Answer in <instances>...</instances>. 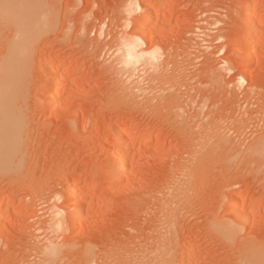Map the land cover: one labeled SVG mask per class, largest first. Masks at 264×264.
Listing matches in <instances>:
<instances>
[{
  "label": "rangeland",
  "instance_id": "rangeland-1",
  "mask_svg": "<svg viewBox=\"0 0 264 264\" xmlns=\"http://www.w3.org/2000/svg\"><path fill=\"white\" fill-rule=\"evenodd\" d=\"M25 1L40 34L15 99L25 123L19 167L0 171V261L4 243L35 247L44 238L88 242L89 264H151L148 249L161 240L160 264H264V41L245 62L236 51L250 3L264 33V0ZM148 3L158 38L151 59L171 61L151 82L115 57L124 39L141 37ZM5 25L0 53L12 34ZM120 132L130 134L127 163L114 183L108 157ZM67 186L76 193L69 202ZM78 201L85 222L76 217L71 229ZM55 217L65 229L50 227ZM32 247L25 261L36 264L42 252ZM69 252L50 263H88Z\"/></svg>",
  "mask_w": 264,
  "mask_h": 264
},
{
  "label": "bare ground",
  "instance_id": "bare-ground-1",
  "mask_svg": "<svg viewBox=\"0 0 264 264\" xmlns=\"http://www.w3.org/2000/svg\"><path fill=\"white\" fill-rule=\"evenodd\" d=\"M24 3L27 4L28 1H25V0H0V25L6 24L7 25V26L5 25L6 28L9 27L12 30V32H11L12 34H11L8 42L6 41L7 42V44H6L7 46H5L6 49L2 53H0V171L3 169H6V170L10 169L11 165H13V167H16L20 163V156L21 155H20L19 148L22 144L23 137H24L25 123H24V117H23L24 115L22 114L21 110L19 109V106L18 105L16 106L15 99L17 96L16 95L17 91L22 86L23 80L25 78V73H26L27 68H28L27 49L30 46V44L34 41V39H36L38 37V35L40 34L37 32V27H36V23H35L34 18H33L34 15H33L32 11L30 9H28L29 7H27V8L24 7L25 6ZM21 5H23V6H21ZM152 5L153 4L148 3V4L143 5V7L141 6L142 7L141 10L144 13L143 23H142V27L140 29V33L142 34L141 37H139L140 36L139 35L138 38H136L137 36L134 38L135 35L134 36L132 35L134 39L133 38H127L124 40L122 39L123 41L120 40L122 42L120 43L118 48L116 47L117 48L116 49L117 50V52H116L117 56H115L117 59V65L119 67L121 66V68L124 70L125 73H127L129 76H133V75H135V72L137 70H142V71L144 70L145 73L149 76V82L158 79L159 75L162 73V71L164 69H166L171 63L169 56H167L166 61L162 65L157 64V62H154L155 59L154 60L151 59V58H155V55H157V54H155L156 51L154 50V48H155V45H156L157 40H158L157 34L155 33L154 30H151L150 32L148 31L149 25H150L151 21L153 20ZM255 5L256 4L254 2L250 3L246 9L247 10L246 13L242 16V18L239 21V25L241 26V33L239 34V37H238V40L236 43V51L238 52V56L242 62H245L247 60V58H249V56L252 57V55H251L252 53H249V51H251V49L252 50L255 49L258 42L264 41V33L258 34V32H257L258 28L261 27L262 21H261V18L257 17V15H255V13H254ZM27 6H28V4H27ZM20 7H24V9L20 10L21 9ZM248 20H251V21L253 20V22L255 21L253 23V26H251L252 23H250L251 25L248 24ZM256 22L258 23L257 27L255 26ZM5 26H4V28H5ZM4 28H2V29H4ZM262 30H263V28H262ZM140 33H138V34H140ZM2 35H4V34H2ZM126 36H124V37L126 38ZM116 59H115V61H116ZM150 59H151V61H150ZM153 83H155V82H153ZM48 86H50V85H48ZM48 86H46V87L48 88ZM54 87H55L54 90L57 93V91L59 89L58 87H60V86H58V84H57ZM55 92H54V94H55ZM47 93L48 92L46 91V94ZM49 96L46 95L45 98H43L44 99L43 104H42L43 107H47V106L51 105L52 100H51V98H49ZM127 136H130L129 132L128 133L127 132H125V133L120 132V133L116 134L115 138L112 140L116 146L113 157L109 158L108 157L109 155L107 156L108 157V165H109L108 169H110V174L112 176V181L114 183L119 182V180L122 178V176H123L122 174L126 168L127 159H126V156L124 154V151H126L125 145H128V144H125L124 142H125V139ZM262 138H264V137L262 136ZM259 141H260V139H259ZM260 142L262 144L264 142V140L262 141V139H261ZM260 142H259V144L257 142V144L259 145V148H260ZM114 143H112V144H114ZM226 143H227L226 138H221V139L219 138L217 140L215 146L223 148L226 150V147H225ZM252 146H253V144H252ZM111 147H113V146H111ZM254 147H255V145L253 146V148ZM253 148H251V151L253 150ZM127 149H128V147H127ZM257 149L258 148H256V150ZM18 152H19V154H18L19 157L17 156ZM14 157H16V158H14ZM106 161H107V159H106ZM104 166H106V165H104ZM18 167H16V168H18ZM73 177H72V179H73ZM89 184H91V181L89 182ZM89 184L87 183L88 186H89ZM90 187H91V185H90ZM67 188H68V186H67ZM72 190H70V189L66 190L65 202H67V200L69 198L72 199L71 197L76 196V193H74V191L72 192ZM0 194H2V193H0ZM11 201H9V202H11ZM68 202H69V200H68ZM78 202L79 203H75L74 205H72L70 207V208H72L71 209L72 211L70 213H68L67 214L68 216L66 217L71 224V229L76 227L75 226L76 224L73 223V220H75L76 217L77 218L79 217L78 220L80 222H83V221L85 222V218L83 215L84 209L82 210V207L84 208V205L83 206H82V204L80 205V203L84 202V201H81V202L78 201ZM253 203H255V202H253ZM77 204L80 206H78ZM0 206L2 207V204H0ZM75 215H77V216H75ZM64 222H65V220L63 218H56L55 217L53 219L50 227H52V229H54L55 231H57V230L60 231L62 228L65 227ZM69 222H68V224H69ZM1 224L2 223L0 221V226H1ZM70 224H69V226H70ZM2 226H3V224H2ZM2 226L0 227V229L2 228ZM223 228H225V227H223ZM1 230H3V228ZM167 233H169V232H167ZM167 236H169V234ZM13 238H15V237H13ZM39 238H40V236H39ZM47 238H49V236ZM51 238L52 237H50V240H51ZM30 240H32V239H30ZM39 240L37 241V239H36V241L38 243H39ZM12 241L13 240L9 241L10 243H4V248L6 249V251L8 250V255H7V258L5 260L1 258L2 261H0V264H16L20 261V259L21 260L23 259L22 261H25V259L27 260V257L29 256V252H30V250H32L31 249L32 243L29 242V243H31V247H30L29 243H28L29 245L25 244V243H20L19 241L17 242V240L14 239L13 242L16 241L19 245L23 246V250L21 251L22 255H20L19 254L20 251L17 250L18 247L15 249L14 248L15 243L12 244L13 243ZM42 241H44V238L40 240L41 243H42ZM46 241L48 242V240L45 239V242ZM53 241H54V239H53ZM37 242H36V244H37ZM44 243H42V244H44ZM10 244H12V245L10 246ZM33 244L35 245V247H32L33 249H35L41 245V244L40 245L37 244L38 246L36 247V244L35 243H33ZM254 244H256V243L254 242ZM248 245H251V244H248ZM42 246L43 245L40 246L42 256H40L41 259L39 258V260H40L39 262H37L38 259H35V262H37L36 264H49L54 259L55 260L60 259L61 253L62 254L63 253L68 254L69 248H71L73 250V251L69 252V254H71L73 256V258L75 257L76 258L75 260H80L83 263L85 261H87L88 262L87 264H89L90 261H88V260H90L91 256L93 255V253L91 251L93 249L92 248L93 246L91 247L88 242H84V241L78 247H75V244L73 245L72 243H69L67 241H64L63 243H60V242L58 243L57 241H54V243H49V244L47 243L43 247ZM74 248H76V249H74ZM37 250H39V249L37 248ZM138 250H139L138 251L139 254H141L146 249H144L143 247L142 248L139 247ZM148 251L152 252V253H150V255H151L150 263L151 264H160L165 259H168V256H167L168 255V248H167L165 241H162V240L158 241L157 245L154 246L153 248L148 249ZM39 254H40V252H39ZM30 255H32V254H30ZM71 255H69V256H71ZM37 256H38V252H37ZM30 261H28V262H30ZM25 262L28 263L27 261H25ZM33 262H32V264H33ZM21 263L23 264V262H21ZM28 264H30V263H28ZM138 264H143V263L140 262Z\"/></svg>",
  "mask_w": 264,
  "mask_h": 264
}]
</instances>
